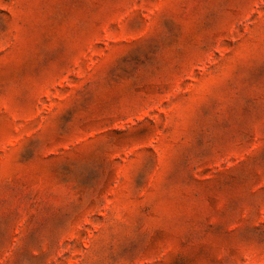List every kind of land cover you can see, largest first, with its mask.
I'll return each instance as SVG.
<instances>
[{
  "label": "rangeland",
  "instance_id": "1",
  "mask_svg": "<svg viewBox=\"0 0 264 264\" xmlns=\"http://www.w3.org/2000/svg\"><path fill=\"white\" fill-rule=\"evenodd\" d=\"M0 264H264V0H0Z\"/></svg>",
  "mask_w": 264,
  "mask_h": 264
}]
</instances>
